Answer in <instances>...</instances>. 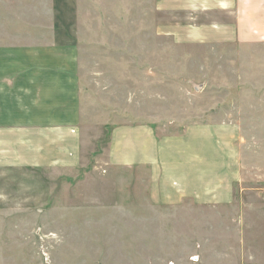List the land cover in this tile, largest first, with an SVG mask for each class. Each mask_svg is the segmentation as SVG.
<instances>
[{
	"label": "rangeland",
	"instance_id": "374dc122",
	"mask_svg": "<svg viewBox=\"0 0 264 264\" xmlns=\"http://www.w3.org/2000/svg\"><path fill=\"white\" fill-rule=\"evenodd\" d=\"M231 1L229 11H198L140 0L121 12L115 0H89L88 13L81 1L74 43L85 114L107 120L72 125L81 148L64 161L0 167V264H264V41L234 40L243 35ZM209 121L241 127L233 204L167 210L136 191L140 178L107 165L116 125L150 123L169 136Z\"/></svg>",
	"mask_w": 264,
	"mask_h": 264
},
{
	"label": "crops",
	"instance_id": "0c3cea01",
	"mask_svg": "<svg viewBox=\"0 0 264 264\" xmlns=\"http://www.w3.org/2000/svg\"><path fill=\"white\" fill-rule=\"evenodd\" d=\"M82 0H0V167L58 163L59 156L79 152L81 127L106 122L85 114V93L74 28ZM103 5V0H94ZM151 0H141V4ZM162 2L164 0H152ZM90 11L89 0H83ZM192 10H231V0H177ZM140 0H115L128 11ZM251 5V7H249ZM237 41H264V0H238ZM253 13L246 14V9ZM237 10V9H236ZM86 17V14H83ZM221 27L226 24H221ZM216 25V27L220 28ZM225 40V39H223ZM62 52V53H60ZM67 58L73 66H37L34 60ZM30 58L22 67L6 59ZM240 124L235 121L193 123L183 132L163 136L150 123L116 125L110 134L107 165L126 169L138 180L148 203L192 211L197 206L230 205L243 178ZM103 131V130H102ZM105 134V132H104ZM102 132L99 137L103 136ZM75 142L76 145L71 144ZM78 142V143H77ZM45 154V157H43ZM28 156V157H26ZM67 162V161H66ZM68 165V164H67Z\"/></svg>",
	"mask_w": 264,
	"mask_h": 264
}]
</instances>
